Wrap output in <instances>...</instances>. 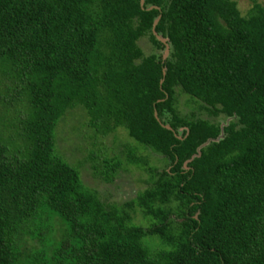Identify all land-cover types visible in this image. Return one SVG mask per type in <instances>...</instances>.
I'll use <instances>...</instances> for the list:
<instances>
[{
  "label": "trees",
  "instance_id": "trees-1",
  "mask_svg": "<svg viewBox=\"0 0 264 264\" xmlns=\"http://www.w3.org/2000/svg\"><path fill=\"white\" fill-rule=\"evenodd\" d=\"M250 1L241 15L233 0H0V264H264V0ZM155 35L167 54L143 53L164 51ZM178 94L206 118L180 115ZM74 110L133 143L59 155ZM147 152L166 166L126 202L81 179L88 163L111 182Z\"/></svg>",
  "mask_w": 264,
  "mask_h": 264
},
{
  "label": "rangeland",
  "instance_id": "rangeland-1",
  "mask_svg": "<svg viewBox=\"0 0 264 264\" xmlns=\"http://www.w3.org/2000/svg\"><path fill=\"white\" fill-rule=\"evenodd\" d=\"M233 1L236 3V7L241 15H244L251 6L250 0ZM257 1L260 2L261 0ZM138 44L145 55L152 52L158 55L164 53L163 50L150 47L146 40H141ZM177 110L180 115L187 116L194 113L200 118H206L202 111H198L197 103L191 101L189 97L182 94L177 95ZM72 113L73 114L67 117L65 122L59 124L57 128L56 145L57 151L61 156L73 154L70 147L77 146V148L81 147L82 149H90L92 155L95 157V160L110 159L114 156L121 157L124 147L133 143V141L128 137L126 131L122 128H118L114 133L108 134L104 137L99 135L92 136V130L80 125L83 121V119H80V110H74ZM228 121L229 119L221 117L215 119V122H217L220 127L224 126ZM77 154H74L73 156V167H78L80 162L78 157H81L80 155L82 154ZM143 154V159L146 160L147 164L142 161L141 165H126V167H124L125 171L119 170L111 182H101L98 177L91 173L92 171L88 163L83 165L84 168L81 171V179L83 183H85L86 187L93 188L104 202L115 204L126 202L133 199L136 193L145 187L143 181H145L148 177V166H152L153 170L156 172H159L166 166L160 156L150 152ZM143 162L145 164H143ZM133 216L136 224L141 227H145V224L141 220L138 213H135Z\"/></svg>",
  "mask_w": 264,
  "mask_h": 264
},
{
  "label": "water",
  "instance_id": "water-1",
  "mask_svg": "<svg viewBox=\"0 0 264 264\" xmlns=\"http://www.w3.org/2000/svg\"><path fill=\"white\" fill-rule=\"evenodd\" d=\"M141 3V2H140ZM158 19V18H157ZM157 19H155L153 21V24H152V30L154 29L156 23H157ZM156 39L159 40L163 45H164V54H167V50H168V45L166 44V40L165 39H162L160 38L158 35H155Z\"/></svg>",
  "mask_w": 264,
  "mask_h": 264
}]
</instances>
